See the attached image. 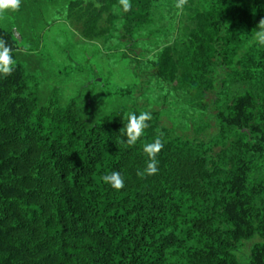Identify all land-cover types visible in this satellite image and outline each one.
Segmentation results:
<instances>
[{"label":"trees","instance_id":"1","mask_svg":"<svg viewBox=\"0 0 264 264\" xmlns=\"http://www.w3.org/2000/svg\"><path fill=\"white\" fill-rule=\"evenodd\" d=\"M130 2L125 12L119 0H72L69 16L89 38L120 23L132 39L176 0ZM185 9L186 25L159 53L156 72L205 116L199 135L175 134L150 112L129 146L124 110L88 126L75 100L41 107L22 64L0 74V264H242L236 253L256 236L248 264H264V46L252 33L264 0ZM0 38L14 60V33L0 29ZM211 121L214 132L201 135ZM158 134L159 171L141 178L143 145ZM113 171L124 178L120 191L101 179Z\"/></svg>","mask_w":264,"mask_h":264},{"label":"rangeland","instance_id":"2","mask_svg":"<svg viewBox=\"0 0 264 264\" xmlns=\"http://www.w3.org/2000/svg\"><path fill=\"white\" fill-rule=\"evenodd\" d=\"M71 1L22 0L18 11L0 16V29L12 31L17 39L15 64H22L32 82H37L39 105L64 108L75 100L88 126L113 112L149 111L175 134L199 135L205 116L176 83H168L156 72L159 53L176 43L186 25L185 6L182 11L175 6L162 10L151 26L132 39L122 36L120 23L106 37L89 38L82 22L69 16ZM200 1L187 0L186 5ZM208 125L210 129L201 135L214 132V122ZM257 242H262L258 236L241 245L236 254L242 264H248Z\"/></svg>","mask_w":264,"mask_h":264},{"label":"clouds","instance_id":"3","mask_svg":"<svg viewBox=\"0 0 264 264\" xmlns=\"http://www.w3.org/2000/svg\"><path fill=\"white\" fill-rule=\"evenodd\" d=\"M22 0H0V16L8 11H18L21 7ZM119 4L122 6L125 12H128L132 8L130 0H119ZM187 4V0H176L175 8L183 10ZM96 7H101L99 3L95 4ZM229 27V24H225ZM255 37V42L261 46H264V18L259 20L256 29L252 31ZM15 61L12 57V49L7 45V42L0 38V74L7 77L12 74L14 70ZM124 120L127 121L124 127L120 130V134L126 136V143L129 146H134L144 135L145 129L149 127V121L152 120V115L148 111H142L139 115L135 113H126ZM164 142L162 134H158L153 142L145 143L143 145V151L149 158L146 162V168L143 171H137V175L141 178L147 176L156 175L159 171L157 156L162 151ZM105 184H108L116 191H120L124 188V178L118 171L106 173L102 178Z\"/></svg>","mask_w":264,"mask_h":264}]
</instances>
